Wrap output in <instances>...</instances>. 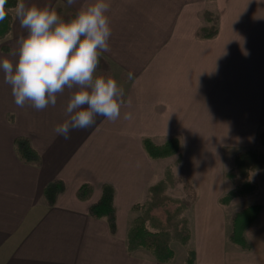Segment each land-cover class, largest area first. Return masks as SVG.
<instances>
[{
  "label": "crops",
  "instance_id": "0c3cea01",
  "mask_svg": "<svg viewBox=\"0 0 264 264\" xmlns=\"http://www.w3.org/2000/svg\"><path fill=\"white\" fill-rule=\"evenodd\" d=\"M89 2L26 0L50 5L59 14L65 11V20ZM110 4V51L101 59L124 87L125 100H130L115 122L98 116L92 127L73 130L65 140L54 128L67 118L73 90L58 95L55 107L19 108L0 71V264H184L186 255L177 260L174 253L164 263L143 249L128 248L138 206L165 178L166 159L178 154L195 193L186 245L194 252L195 264H264V167L248 177L254 186L251 194L221 203L234 188L227 175L237 157L255 149L264 131V0ZM9 14L12 20L0 39V59L15 63L17 40L27 33L14 12ZM207 15L217 17L212 38L199 36L201 28L212 24ZM126 112L131 120L124 119ZM17 138L30 142L37 164L19 159ZM170 139L178 141L175 154L148 155L145 140L163 145ZM53 181L63 182L65 191L49 207L43 190ZM84 184L93 190L89 199L80 200L77 191ZM105 185L114 190L115 234L104 219L88 213ZM246 196L254 200L251 205H260L244 232L249 249L228 239L234 213L228 208Z\"/></svg>",
  "mask_w": 264,
  "mask_h": 264
},
{
  "label": "clouds",
  "instance_id": "9594fccd",
  "mask_svg": "<svg viewBox=\"0 0 264 264\" xmlns=\"http://www.w3.org/2000/svg\"><path fill=\"white\" fill-rule=\"evenodd\" d=\"M9 0H0V23L10 11L19 26L20 35L15 63L0 59L4 82L11 87L17 107L31 106L37 111L55 107L58 95L73 90L65 108L67 117L55 126L54 132L65 140L73 130H85L96 123V117L115 122L121 116L125 89L112 75L97 74L102 53L110 51L112 34L110 0H91L65 20L50 5L40 7L17 0L10 9ZM73 5L76 0H67ZM133 80V73L127 74ZM132 114L126 112L125 120Z\"/></svg>",
  "mask_w": 264,
  "mask_h": 264
},
{
  "label": "trees",
  "instance_id": "16d2710c",
  "mask_svg": "<svg viewBox=\"0 0 264 264\" xmlns=\"http://www.w3.org/2000/svg\"><path fill=\"white\" fill-rule=\"evenodd\" d=\"M17 0H9L7 7L10 9L16 4ZM207 20L212 21L209 27H203L199 30V36L202 38H212L217 34V17L206 16ZM12 17L0 23V39L4 38L8 33L11 25ZM101 60V58H100ZM259 143L264 147V131L259 136ZM144 147L148 155L152 158H164L176 153L178 149V141L170 139L163 145H155L150 140L144 141ZM15 151L19 159L29 164H37L38 154L31 146L30 142L25 138H17L15 140ZM248 153H244L237 158L238 168L241 165L246 166L248 163ZM250 162V161H249ZM246 163V164H245ZM92 187L90 185H81L77 191V197L80 200H87L91 197ZM254 186L251 182H242L235 190H231L223 196L221 203H229L236 196H245L251 194ZM65 191V185L61 181H53L47 184L43 190V202L51 207L55 205L57 198ZM136 208V206H135ZM139 208V206H138ZM260 211L259 204L248 205L240 211L232 214V230L228 237L229 242L243 249H249L250 245L244 237V232L255 221ZM88 213L95 219H104L112 234L116 233L117 217L114 205V190L111 186L105 185L102 188L100 198L89 206ZM187 238H183V242ZM169 237L163 231H151L141 217H137L133 222L128 233V247L135 249H145L159 262H169L174 255L173 250L169 247ZM184 264H195V255L192 250H188Z\"/></svg>",
  "mask_w": 264,
  "mask_h": 264
},
{
  "label": "rangeland",
  "instance_id": "374dc122",
  "mask_svg": "<svg viewBox=\"0 0 264 264\" xmlns=\"http://www.w3.org/2000/svg\"><path fill=\"white\" fill-rule=\"evenodd\" d=\"M60 15L65 18L66 12L63 11ZM97 74L114 75L110 65L102 59L97 68ZM247 159H249L247 168L243 166V162L246 161L244 160L239 168L236 164V167L231 169L227 175L229 182L234 185L231 190H235L244 181L249 182L248 177L250 174L264 167V147L259 143L255 149L248 153ZM165 162H168L169 165L165 178L155 185V189L151 193L148 192L147 201L139 205L138 209H141L139 217L144 219L146 226L151 228V231H163L168 234V245L175 253L176 259L180 260L183 255L187 256L188 250H191L186 248V245L191 239L192 217L189 209L195 193L186 179L188 177L185 178L188 172L183 163H181V156L178 154L168 157ZM253 201L250 197H242L236 203H233L228 208V211L235 213L242 210L245 205H251ZM183 238H187L186 241L183 242ZM128 248L133 251L131 247ZM142 251L150 254L145 249Z\"/></svg>",
  "mask_w": 264,
  "mask_h": 264
}]
</instances>
